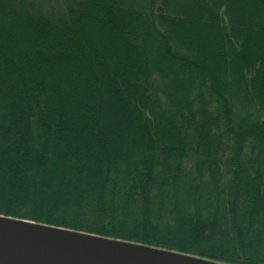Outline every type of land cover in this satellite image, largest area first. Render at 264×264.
<instances>
[{
	"label": "trees",
	"instance_id": "trees-1",
	"mask_svg": "<svg viewBox=\"0 0 264 264\" xmlns=\"http://www.w3.org/2000/svg\"><path fill=\"white\" fill-rule=\"evenodd\" d=\"M0 214L264 264V0H0Z\"/></svg>",
	"mask_w": 264,
	"mask_h": 264
},
{
	"label": "water",
	"instance_id": "water-1",
	"mask_svg": "<svg viewBox=\"0 0 264 264\" xmlns=\"http://www.w3.org/2000/svg\"><path fill=\"white\" fill-rule=\"evenodd\" d=\"M175 254L188 255L0 214V264H210Z\"/></svg>",
	"mask_w": 264,
	"mask_h": 264
},
{
	"label": "bare ground",
	"instance_id": "bare-ground-1",
	"mask_svg": "<svg viewBox=\"0 0 264 264\" xmlns=\"http://www.w3.org/2000/svg\"><path fill=\"white\" fill-rule=\"evenodd\" d=\"M175 256L176 257H179L181 259H188V260H193V261H198V262H203V263L217 264V262L209 261L207 259H203V258H199V257H194V256L180 255V254H175ZM218 264H220V263H218Z\"/></svg>",
	"mask_w": 264,
	"mask_h": 264
}]
</instances>
